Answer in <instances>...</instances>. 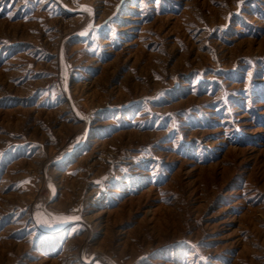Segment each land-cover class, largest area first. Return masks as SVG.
Masks as SVG:
<instances>
[{"label": "rangeland", "instance_id": "obj_1", "mask_svg": "<svg viewBox=\"0 0 264 264\" xmlns=\"http://www.w3.org/2000/svg\"><path fill=\"white\" fill-rule=\"evenodd\" d=\"M0 264H264V0H0Z\"/></svg>", "mask_w": 264, "mask_h": 264}, {"label": "bare ground", "instance_id": "obj_2", "mask_svg": "<svg viewBox=\"0 0 264 264\" xmlns=\"http://www.w3.org/2000/svg\"><path fill=\"white\" fill-rule=\"evenodd\" d=\"M101 193L102 192H100L99 190H95V191H93L92 193H91V200L93 201V200H96V199H98V198H100L101 197Z\"/></svg>", "mask_w": 264, "mask_h": 264}]
</instances>
